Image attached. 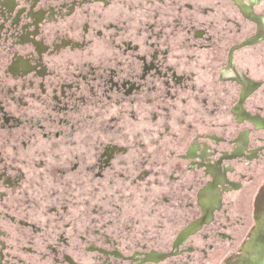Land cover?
Instances as JSON below:
<instances>
[{
  "label": "flooded vegetation",
  "instance_id": "flooded-vegetation-1",
  "mask_svg": "<svg viewBox=\"0 0 264 264\" xmlns=\"http://www.w3.org/2000/svg\"><path fill=\"white\" fill-rule=\"evenodd\" d=\"M0 264H264V0H0Z\"/></svg>",
  "mask_w": 264,
  "mask_h": 264
},
{
  "label": "rangeland",
  "instance_id": "rangeland-1",
  "mask_svg": "<svg viewBox=\"0 0 264 264\" xmlns=\"http://www.w3.org/2000/svg\"><path fill=\"white\" fill-rule=\"evenodd\" d=\"M91 133L96 134V129L92 130ZM91 138H93V137L90 136V139ZM123 187H125V186H123ZM141 187L140 186L137 187V193L138 194L146 193L149 190H150L149 192H151V193H161V192L165 191V186L164 185H158V184L156 185V184H154V185L150 186L148 191H146V188L144 186H141ZM75 190H76L75 193L78 194L79 200L78 201H74V202H76V204L77 203L79 204L78 208H81L82 204H83L81 199H82L83 195H86L85 186L77 185ZM125 192H129V190H127V191L125 190ZM97 193H98L97 185L96 184H91V189H90V195H91V197H90V207H92V205H93L91 203L96 202V200L94 199V196L92 194H97ZM75 198H76V196H75ZM122 203H124V201H122Z\"/></svg>",
  "mask_w": 264,
  "mask_h": 264
}]
</instances>
